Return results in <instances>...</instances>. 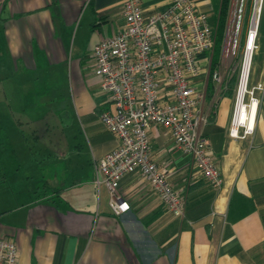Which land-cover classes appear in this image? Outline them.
Listing matches in <instances>:
<instances>
[{"label":"crops","instance_id":"crops-1","mask_svg":"<svg viewBox=\"0 0 264 264\" xmlns=\"http://www.w3.org/2000/svg\"><path fill=\"white\" fill-rule=\"evenodd\" d=\"M125 1L0 0V238L14 239L18 264H264V89L257 92L254 132L233 138L237 81L212 78L208 87L205 69L194 81L205 93L209 117L202 129L223 177L219 190L170 130L149 129L152 159L186 198L183 217L139 170L120 181L131 205L121 215L111 209L107 185L96 182V162L120 141L101 119L115 104L93 70V50L123 28ZM195 1L217 27L221 0ZM142 6L149 16L168 0H143ZM257 42L252 85L264 83V0ZM207 53L202 65L213 58ZM27 127L38 143L28 149V171L43 174L47 166L60 185L19 200L24 196L6 184L5 167L22 177L19 150L28 143Z\"/></svg>","mask_w":264,"mask_h":264},{"label":"built area","instance_id":"built-area-1","mask_svg":"<svg viewBox=\"0 0 264 264\" xmlns=\"http://www.w3.org/2000/svg\"><path fill=\"white\" fill-rule=\"evenodd\" d=\"M143 0H126L125 24L112 36L99 41L93 50V70L109 92L115 111L101 113L103 123L113 130L120 144L95 165L96 182L109 189L110 206L116 215L130 210L119 192L121 179L139 170L150 182L168 209L183 217L186 198L168 179L166 169L151 156L149 129L160 125L170 130L176 145L192 157L199 173L216 189L223 177L209 150L203 126L209 113L203 107L205 93L195 85L205 69L211 72L212 58L201 64V56L213 52L216 27L195 0H168V6L144 15ZM249 18L248 1L241 0L236 13V34L247 23L245 45L238 67V79L229 135L242 138L255 130L259 107L258 91L264 83L251 84V73L263 0H253ZM222 72L212 74L223 81ZM254 109V114H253ZM19 249L12 238H0V264H18Z\"/></svg>","mask_w":264,"mask_h":264},{"label":"rangeland","instance_id":"rangeland-1","mask_svg":"<svg viewBox=\"0 0 264 264\" xmlns=\"http://www.w3.org/2000/svg\"><path fill=\"white\" fill-rule=\"evenodd\" d=\"M240 1L241 0H233V5L231 8L230 17L228 21L226 37L224 41L223 57L220 66L222 68V74L226 78L235 74L234 69L236 67L238 68L239 66L242 49L245 45L246 30L248 26L246 21H244L238 37L236 34V24H235L236 16H237L236 13L238 12ZM246 1H248V6L246 7L245 15L246 18H249L253 8V4L250 6L249 0ZM253 77H254V70L252 69L250 81H253ZM41 114L42 115L38 117V119H41L42 122L43 120L42 116L44 114V111H42ZM26 136L28 138V143L26 142L24 146L26 149L23 147L24 150L23 148L19 150V154L21 157L20 160L22 165V173L19 174V177L20 176L22 177L18 178V175L14 172L13 168L5 167L8 176L7 179L8 181L6 182V184L9 187H11L14 191H16L18 195H20V197H22V194L24 196L19 200L22 199L26 200L27 198L34 197L37 193L42 194L45 191L50 192L56 186L60 185L53 180L55 179L53 170H51V168L47 166L41 167L43 174L39 172L40 170L36 172L28 171L32 163V159L26 156L27 152L29 151L28 149L30 146H33V148L37 149L38 143L37 141H35L32 131L28 127L26 128ZM43 142H45L44 139ZM36 153L38 154L39 157L40 156L39 151H36ZM28 175H30V177H28Z\"/></svg>","mask_w":264,"mask_h":264},{"label":"trees","instance_id":"trees-1","mask_svg":"<svg viewBox=\"0 0 264 264\" xmlns=\"http://www.w3.org/2000/svg\"><path fill=\"white\" fill-rule=\"evenodd\" d=\"M232 0H221L220 3V11L217 18V27H216V40H215V46L213 50V58H212V64H211V72H210V79L208 87L210 86V81H212V74L214 71L218 69V65L220 63V59L223 53V47H224V41L226 37L227 27H228V18H229V11H230V5ZM253 3V0H249V5L251 6ZM219 46V48H218ZM208 55V53H204L201 57ZM229 83L234 84L235 81H237V75L236 73L233 74L230 79Z\"/></svg>","mask_w":264,"mask_h":264}]
</instances>
